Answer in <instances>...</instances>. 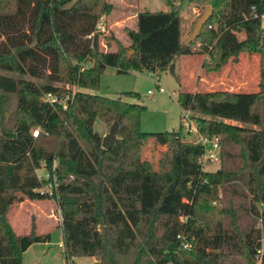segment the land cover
I'll return each instance as SVG.
<instances>
[{"label":"trees","instance_id":"16d2710c","mask_svg":"<svg viewBox=\"0 0 264 264\" xmlns=\"http://www.w3.org/2000/svg\"><path fill=\"white\" fill-rule=\"evenodd\" d=\"M191 1L213 8L197 39L182 43L180 11L166 0L168 12L140 13L137 30L127 32L135 52L128 61L141 55L159 66L168 64V57L206 54L211 62L205 61L202 69L213 74L242 54L259 55L260 90L177 95L184 110L202 115L192 118L199 132L219 137L221 165L214 172L203 170L198 160L202 148L184 149L181 127L167 132L175 149L173 165L151 203L143 195L141 166L140 118L146 107L86 92L98 87L104 62L102 35L95 27L112 7L102 0H0V71L17 76L0 74V94L17 96L13 126L0 132V191L41 197L38 189L48 180L36 171L43 163L52 174L57 162L53 173L64 264H75L76 256H92L93 264L257 262L264 234V0ZM197 40L203 42L199 49ZM111 59L108 65L120 66L125 52ZM55 83L80 89L66 109L43 101L46 94L62 93ZM117 115L116 140L102 149L93 123L98 118L110 124ZM36 127L41 131L34 137ZM260 217L263 228L257 225ZM34 229L17 236L6 210H0V264H22L30 245L48 241V234ZM184 235L190 248H183Z\"/></svg>","mask_w":264,"mask_h":264},{"label":"rangeland","instance_id":"374dc122","mask_svg":"<svg viewBox=\"0 0 264 264\" xmlns=\"http://www.w3.org/2000/svg\"><path fill=\"white\" fill-rule=\"evenodd\" d=\"M102 1L112 7L109 15L103 14L100 17V19L104 20L106 27L105 33L99 40V51L103 54L104 62L101 63L102 72L98 87L86 92L109 98L117 99L120 97L124 101L139 103L146 107L141 113L140 118V127L144 135L141 152L142 173L145 177L143 183L145 193L143 191V195L153 203L163 185L161 181L168 180V175L173 165L175 149L171 140L172 135L166 133L178 131L181 127L179 137L181 138V144H183L182 147L184 149H192L197 146V138L195 135L187 133L186 125L187 122L188 124L194 123L192 120L193 116L202 115L184 110L177 102V95L180 92L197 93L204 91L257 93L260 90V56L242 54L238 62H231L221 72L213 74H206L202 69V64L205 61L211 62V58L206 54L182 56V58L168 57L166 60L169 63L159 66L154 64V60L141 55H136L135 58L128 61L127 54L133 50L130 49L132 42L128 38L127 32L137 30L138 15L146 12H168L171 6L166 5V0ZM169 1L172 3L174 9L180 11V38L182 43L186 44L185 41L191 37L198 19L206 13L208 7L212 8V6L196 5L191 0ZM262 29L264 30V17L262 19ZM240 37L243 39L244 35L242 34ZM202 43V40L195 41L196 48L199 49ZM118 51L125 52L126 61L120 66L115 64L108 65L112 61L111 57L117 56ZM0 74L17 77L14 74L2 71H0ZM24 79L36 84L45 83L44 80L32 79L30 77ZM53 86L61 89L62 93L53 95L54 98L58 97L63 103L71 98L72 94L80 90L77 86L63 83H55ZM159 88L162 89V92H159ZM126 93H135L139 96L133 97L126 95ZM16 107L17 96L15 94H0V132L4 129L9 130L12 128ZM184 115L186 119L183 117ZM112 123L105 124L96 118L93 123V130L103 138L108 133ZM232 123L243 124L235 121H232ZM243 125L260 129V127L251 124ZM35 129H38L39 132L41 131L39 127ZM150 136H153V139L149 141ZM56 163V161L53 162L51 168L52 174L49 173V169L43 163H41V167L36 171L39 178L48 180L38 189L42 194L41 197L27 198L26 201L23 198V203L14 202V205L10 206L9 200L10 193L12 192L0 191V210L6 208L8 221L10 222V219L7 215L11 217V220L13 219L15 234L26 235L31 231L32 227H35L34 231L37 234H48V241L46 243H34L25 254H22V264L65 263L60 229L62 218L57 204V196L55 195L58 184L56 175L53 173ZM220 165V160L213 162L202 161L201 163L203 170L213 172L218 170ZM157 180L160 183H157ZM219 196L221 197V192ZM147 198L145 199L144 197L143 211L145 212H147V205H149ZM213 204L217 208L221 207L222 209L219 200H215ZM14 212L19 213L17 219L12 215ZM46 214H49L51 217L49 218V215ZM262 221L263 219L260 217L257 224L261 228H263ZM180 239L184 249V244L190 245V241L187 240L186 235L181 236ZM263 244L264 234H262V246ZM261 255V258L257 255L256 264H263L264 256L263 254ZM73 260L75 264H93L95 262L92 256H76Z\"/></svg>","mask_w":264,"mask_h":264},{"label":"built area","instance_id":"2783aa9c","mask_svg":"<svg viewBox=\"0 0 264 264\" xmlns=\"http://www.w3.org/2000/svg\"><path fill=\"white\" fill-rule=\"evenodd\" d=\"M105 31H106L105 22L101 18V19H99V21L96 24L95 32L103 35L105 33ZM158 90H159V92H162L161 88H159ZM43 101L49 102V103L58 102L59 104L63 105L64 109H66L68 107L67 101L63 103L58 97L54 98L53 94H46L43 97ZM183 117L185 118L186 116L184 115ZM186 130H187L188 134L195 135V137L197 138V143H196L197 146H200L203 150V153L200 155V157L198 159L199 162H201V163H202V161L213 162V161H219L220 160V139H219V137L209 138L207 136H204L202 133L199 132V129L197 128V126L194 123L188 124V122H187ZM37 134H38V129H34L32 131V135L34 137H36ZM184 246H185V248H190V245H188L187 243L184 244ZM261 254H263V256H264V244L258 252V256H260V258L262 257Z\"/></svg>","mask_w":264,"mask_h":264},{"label":"water","instance_id":"95a60500","mask_svg":"<svg viewBox=\"0 0 264 264\" xmlns=\"http://www.w3.org/2000/svg\"><path fill=\"white\" fill-rule=\"evenodd\" d=\"M212 14H213L212 8L208 7L206 9V13L200 19H198L191 37L185 41L186 44L191 43L195 39L198 38V36L201 33L204 25L211 18ZM134 53H135L134 51H129L127 54V59L129 60L132 57L131 55ZM117 99L119 100L121 98L118 97ZM118 118H119V116L117 115L115 117L113 123L110 125L108 133L103 136L102 141H101L102 149H109L113 145V143L115 142V140H116L115 132H116L117 125H118ZM219 208L221 209V207H219Z\"/></svg>","mask_w":264,"mask_h":264},{"label":"crops","instance_id":"0c3cea01","mask_svg":"<svg viewBox=\"0 0 264 264\" xmlns=\"http://www.w3.org/2000/svg\"><path fill=\"white\" fill-rule=\"evenodd\" d=\"M182 58V57H181ZM11 195H10V200H9V205L11 206V205H14L13 203L14 202H20V203H23V198H25V201L27 200V198H29L24 192H14V193H10ZM29 199H31V198H29ZM20 205H24V204H20ZM36 207L38 208V209H40V207L39 206H37L36 205ZM4 209H6V208H4ZM41 210V209H40ZM7 213V212H6ZM13 215V217L15 218V219H17L18 218V216H19V213L17 214V212L15 213H13L12 214ZM46 215H49V214H46ZM8 216V218L10 219V222H11V224L13 225V228L15 227L14 226V224H13V219L11 220V217L9 216V215H7ZM51 216L49 215V218H50ZM45 218H46V216H45ZM48 217H47V219H49ZM17 236H22V235H24V234H21V235H18V234H16ZM32 247V245H30L24 252H23V254H25L27 251H28V249L29 248H31Z\"/></svg>","mask_w":264,"mask_h":264}]
</instances>
